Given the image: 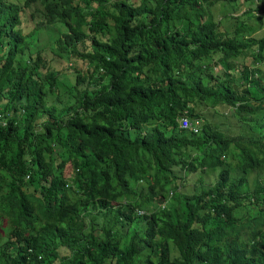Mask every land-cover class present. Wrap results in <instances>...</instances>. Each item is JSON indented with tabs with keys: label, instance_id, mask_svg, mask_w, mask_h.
<instances>
[{
	"label": "trees",
	"instance_id": "16d2710c",
	"mask_svg": "<svg viewBox=\"0 0 264 264\" xmlns=\"http://www.w3.org/2000/svg\"><path fill=\"white\" fill-rule=\"evenodd\" d=\"M27 9L41 19L24 33ZM263 14L264 0H0V264H264ZM46 25L52 56L85 65L68 66L61 107L46 102L60 72L29 50Z\"/></svg>",
	"mask_w": 264,
	"mask_h": 264
},
{
	"label": "rangeland",
	"instance_id": "374dc122",
	"mask_svg": "<svg viewBox=\"0 0 264 264\" xmlns=\"http://www.w3.org/2000/svg\"><path fill=\"white\" fill-rule=\"evenodd\" d=\"M232 7H229V10ZM237 9L239 10L238 12L234 13L235 15L240 14L242 12V10L244 9V7H237ZM36 13L37 16L35 18H40L41 14H39V12H36L34 10L31 9H27L24 14L21 15V19L22 24H21V30L25 33L28 30H30L34 25L33 23L30 21V14L31 13ZM212 12L214 13L215 17H220L221 14L227 12L226 11V7L224 6V4L221 5H214L212 7ZM41 19V18H40ZM262 19V24L260 29H257L256 32H254L253 34H256L257 36H259L262 32H264V14L263 16L260 18ZM39 20V19H36ZM56 28V27H55ZM53 26L50 25H46L44 26L43 30H39L37 35H36V40L34 39V42H31L29 44V50L33 51L36 48L38 49H43V54L46 58H50L48 65L50 66V68L52 69H57L60 73H58V77H59V81L60 84L57 87V94H52V95H47L46 96V102L47 104H54L58 107H61L63 105L66 104V102L69 100H71L70 96L65 92V88L63 87V85H67L73 82V77H74V72H71L70 68L68 66H73L75 65L77 68H79L81 70L82 67H84L85 65L80 62V61H76L74 58L71 59H66V58H56L54 56H52V43L55 39V37L58 35V32L56 31ZM221 69H224V66L222 63L218 62L217 66L215 67L216 71H219ZM203 113H201L202 117L207 119L211 124H219V127L224 130V134H226L227 136H231V135H235L237 129L235 127H233L231 121H228L226 116L229 115V111L225 110L222 112V115H219L218 113H213L212 111L205 109L202 111ZM228 123H230L229 125H227ZM218 170H204L202 172H195V173H190L186 175V182L185 185L180 187L181 191H185V192H192V191H198L201 188H205L207 187V185L212 184L215 179L217 178L216 176V171ZM254 173H249L247 176L253 180L255 178V174Z\"/></svg>",
	"mask_w": 264,
	"mask_h": 264
},
{
	"label": "built area",
	"instance_id": "2783aa9c",
	"mask_svg": "<svg viewBox=\"0 0 264 264\" xmlns=\"http://www.w3.org/2000/svg\"><path fill=\"white\" fill-rule=\"evenodd\" d=\"M178 126L184 130H191L193 133H197L199 130L197 121L188 120L183 115L178 119Z\"/></svg>",
	"mask_w": 264,
	"mask_h": 264
}]
</instances>
